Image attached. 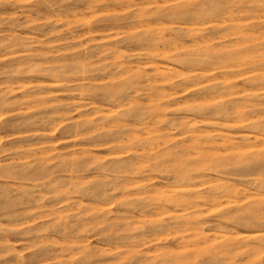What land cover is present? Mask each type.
Instances as JSON below:
<instances>
[{"label": "rangeland", "instance_id": "rangeland-1", "mask_svg": "<svg viewBox=\"0 0 264 264\" xmlns=\"http://www.w3.org/2000/svg\"><path fill=\"white\" fill-rule=\"evenodd\" d=\"M172 1L179 3L183 0ZM139 7L125 3L115 6L101 4L90 9L79 0H0V169L11 171L0 175V264H127L121 256V252L126 250L123 240H117L114 234L119 235L122 231L119 225L109 228L90 222L82 229L73 217L78 211L75 203L78 199L82 200V205L98 207L111 216L122 209L118 191L109 196L96 192L100 193L101 180H113L112 176H101L100 164L110 166L113 161L108 154L126 151L117 147L105 149L100 145L106 137L113 142L114 130L109 129L114 123L104 121L103 125L99 117L115 115L130 108L135 111L137 99L147 104L150 90L144 84L138 90L132 88L127 82L130 73L120 64L132 60L134 67L140 65L144 69L148 66L149 48L137 40L141 35L155 33L157 30L152 28L156 27L162 28L166 35L178 31L184 33V30H178L183 26L212 33L218 18L208 16L198 21L167 17L151 21L150 18L140 20L137 17L126 25L121 19L135 15ZM115 20L123 23L110 25ZM90 25H98L99 28L87 33ZM183 42L182 50L191 51L200 40L185 36ZM108 47L112 50L102 51ZM169 48L171 46L161 45L159 53L167 52ZM158 57L162 62V54ZM45 68L48 69L40 70ZM178 68L183 73L187 72V68ZM208 83L213 81L190 82V92L169 103L168 116L190 113L188 109L196 110L189 105L214 108L221 102H227V94L205 96L203 88ZM110 86L125 87L122 100L108 98L104 94L103 88ZM237 87L249 88L250 85L239 81ZM2 97L9 100L1 102ZM75 104L88 105L76 109ZM62 113L66 115L61 116ZM87 117L97 123L83 125L82 133L75 135L73 127ZM196 118L203 117L198 114ZM157 125L164 132L168 126L166 122ZM206 126L207 130L237 133L236 129L221 125ZM136 133L140 138L153 137L143 128ZM179 133L178 128L172 130L175 139L179 138ZM40 148H47V152L42 155ZM132 149L133 152L123 155L127 161L125 167L129 162H138L136 156L142 152L140 146L137 151ZM147 158L149 161L145 165L152 166L153 159ZM79 162L83 165H75L77 167L72 172L71 166ZM164 173L143 168L142 173L133 177L150 187L153 181L155 185H161V179L156 182L155 178ZM71 174L75 176L72 180ZM112 186L110 183L108 187ZM74 189L82 192H75L74 198L65 199L66 191ZM138 196L131 193L128 197L132 202H138ZM241 197H225L220 202L208 204L205 214L213 218L218 211L231 208L232 199L244 201ZM180 212L157 210L149 212L146 220H167ZM141 218L137 217L129 229L138 231V226L143 224ZM65 223L76 230H65ZM235 230L224 228L218 234L230 236L235 234ZM237 230L250 238L264 234V226L258 225L240 226ZM169 237L167 234L151 236L153 245L149 253L161 257V249H155L160 244H167L164 240ZM143 249L146 251L148 248L143 246ZM171 249L174 254L186 251V247L172 246ZM86 253L93 256L86 257ZM209 256L210 253L205 252L198 259L203 264Z\"/></svg>", "mask_w": 264, "mask_h": 264}, {"label": "bare ground", "instance_id": "bare-ground-1", "mask_svg": "<svg viewBox=\"0 0 264 264\" xmlns=\"http://www.w3.org/2000/svg\"><path fill=\"white\" fill-rule=\"evenodd\" d=\"M79 1L90 9L101 4L115 6L131 3L141 6L135 15L121 19L126 25L137 17L140 20L150 18L151 21L167 17L198 21L208 16L218 18L212 33L183 26L178 30L182 29L184 33L178 31L166 35L162 28H152L157 31L137 39L149 48L148 66L144 69L140 65L134 67L132 60L120 63L122 69L130 73L127 82L132 88L138 90L146 85L151 92L147 104L134 99L135 111L130 108L115 115L103 114L99 117L103 125L104 121L114 123L109 129L114 130L113 142L106 137L100 145L105 149L117 147L126 151L122 149L123 152L108 154L113 161L110 166L100 164L101 176H112L113 180H101L100 193L96 192L109 196L118 191L122 209L111 216L98 207L82 205V200L78 199L75 201L78 211L73 215L76 224L82 229L90 222L109 228L119 225L123 232L114 234L117 240H123L126 250L121 252V256L127 264H202L198 257L205 252L210 256L203 264H264V234L250 238L237 230L240 226H264V0H183L179 3L172 0ZM122 23L115 20L110 25ZM98 28V25H90L86 32L91 33ZM185 36L199 39L197 47L183 51ZM161 45L171 48L159 53ZM110 50L112 48L108 47L102 51ZM161 54L163 61L159 62ZM178 66L187 68V72H181ZM200 80L213 81L203 88L205 96L227 94V102H221L214 108L189 105L196 110L188 109L190 113L168 116L169 103L185 97L191 90L188 84ZM239 81L250 87H237ZM124 88L110 86L103 90L108 98L122 100ZM8 100L7 97L1 98V102ZM86 105L74 106L79 109ZM63 106L66 107L65 104ZM198 114L203 118L197 119ZM91 122L93 120L89 117L77 122L73 127L75 135L81 134L83 125ZM162 122L168 125L165 132L157 125ZM150 124L153 126L150 127ZM206 125L233 128L237 133L207 130ZM140 128L153 137L140 138L136 133ZM174 128L179 129V138L172 136ZM163 136L166 138L161 140ZM138 146L142 149L136 156L138 162H129L130 165L125 167L127 161H124L123 155L133 152L132 148L137 151ZM39 150L42 155L47 152V148ZM147 157L153 159L152 166L145 165L149 161ZM41 158L45 160L43 156ZM167 161L172 163L166 164ZM75 165L83 164L74 163L72 172L77 167ZM143 168L159 173L165 171L162 176L159 174L158 179L155 178L156 182L161 179V185H155L153 181L148 188L141 181H135L133 176L142 173ZM9 173L11 171L7 169H0V175ZM74 177L70 175L71 180ZM110 183L114 185L111 188L108 187ZM75 192L82 191L67 190L65 199L74 198ZM131 193L139 195L136 204L128 197ZM239 195L241 200H245L239 202L232 199L231 208L218 211L213 218L205 214L208 204ZM157 210L181 212L172 214L167 220L147 222L148 213ZM139 216L143 217L140 219L143 224L138 226V231H132L129 228ZM63 226L65 230H76L69 223ZM224 228L236 229L235 234H218ZM158 234L171 236L165 238L167 244H160L155 249H161V257L149 253L153 245L151 236ZM143 246L148 249L144 251ZM172 246L186 247V251L174 254ZM87 256L93 254L88 253Z\"/></svg>", "mask_w": 264, "mask_h": 264}]
</instances>
